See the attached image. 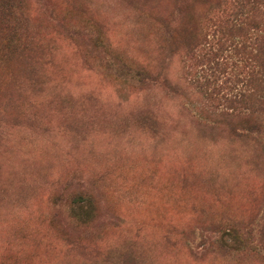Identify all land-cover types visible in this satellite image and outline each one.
<instances>
[{
	"label": "rangeland",
	"instance_id": "rangeland-1",
	"mask_svg": "<svg viewBox=\"0 0 264 264\" xmlns=\"http://www.w3.org/2000/svg\"><path fill=\"white\" fill-rule=\"evenodd\" d=\"M0 264H264V0H0Z\"/></svg>",
	"mask_w": 264,
	"mask_h": 264
},
{
	"label": "trees",
	"instance_id": "trees-1",
	"mask_svg": "<svg viewBox=\"0 0 264 264\" xmlns=\"http://www.w3.org/2000/svg\"><path fill=\"white\" fill-rule=\"evenodd\" d=\"M215 55V54H214ZM216 57V56H215ZM209 61L212 63V65L219 67L218 61L212 56Z\"/></svg>",
	"mask_w": 264,
	"mask_h": 264
}]
</instances>
